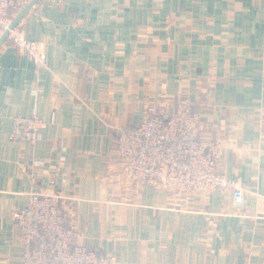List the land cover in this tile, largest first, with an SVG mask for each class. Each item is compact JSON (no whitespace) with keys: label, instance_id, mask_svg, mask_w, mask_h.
<instances>
[{"label":"crops","instance_id":"1","mask_svg":"<svg viewBox=\"0 0 264 264\" xmlns=\"http://www.w3.org/2000/svg\"><path fill=\"white\" fill-rule=\"evenodd\" d=\"M21 23L47 68L0 45V264H22L10 214L32 192L53 194L75 242L117 264H264V0H37ZM179 97L242 207L124 174L113 130ZM32 114L39 139L9 140Z\"/></svg>","mask_w":264,"mask_h":264},{"label":"built area","instance_id":"2","mask_svg":"<svg viewBox=\"0 0 264 264\" xmlns=\"http://www.w3.org/2000/svg\"><path fill=\"white\" fill-rule=\"evenodd\" d=\"M33 0H0V37L26 55L37 69L47 68L40 44L29 40L22 17L13 20ZM33 6V5H32ZM2 42V43H3ZM202 120L191 102L175 100L171 109L147 110L143 122L117 127L113 135L124 174L181 199L196 194L227 193L234 207L246 200L236 179L227 177L216 163L219 146L201 135ZM45 123L36 115L16 117L8 139L34 143ZM53 184L54 181H50ZM70 212L56 207L51 193H29L25 206L10 214L22 242V264H117L114 256L77 244Z\"/></svg>","mask_w":264,"mask_h":264},{"label":"water","instance_id":"3","mask_svg":"<svg viewBox=\"0 0 264 264\" xmlns=\"http://www.w3.org/2000/svg\"><path fill=\"white\" fill-rule=\"evenodd\" d=\"M37 0H33L28 6H26L18 15L17 17L13 20L12 25H15L26 13L27 11L32 7V5L36 2ZM4 35L0 37V45L3 42Z\"/></svg>","mask_w":264,"mask_h":264},{"label":"rangeland","instance_id":"4","mask_svg":"<svg viewBox=\"0 0 264 264\" xmlns=\"http://www.w3.org/2000/svg\"><path fill=\"white\" fill-rule=\"evenodd\" d=\"M107 255V254H106ZM111 256V255H110ZM117 261V260H116Z\"/></svg>","mask_w":264,"mask_h":264}]
</instances>
